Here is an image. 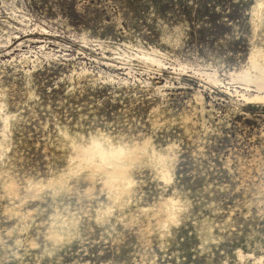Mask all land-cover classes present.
I'll use <instances>...</instances> for the list:
<instances>
[{"label": "rangeland", "instance_id": "374dc122", "mask_svg": "<svg viewBox=\"0 0 264 264\" xmlns=\"http://www.w3.org/2000/svg\"><path fill=\"white\" fill-rule=\"evenodd\" d=\"M0 264H264V0H0Z\"/></svg>", "mask_w": 264, "mask_h": 264}]
</instances>
